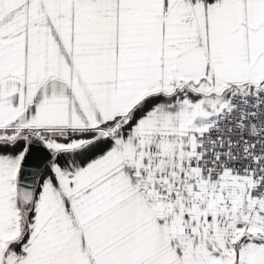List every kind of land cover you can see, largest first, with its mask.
Segmentation results:
<instances>
[{"label": "snow or ice", "instance_id": "snow-or-ice-1", "mask_svg": "<svg viewBox=\"0 0 264 264\" xmlns=\"http://www.w3.org/2000/svg\"><path fill=\"white\" fill-rule=\"evenodd\" d=\"M0 264H264V0H0Z\"/></svg>", "mask_w": 264, "mask_h": 264}, {"label": "water", "instance_id": "water-1", "mask_svg": "<svg viewBox=\"0 0 264 264\" xmlns=\"http://www.w3.org/2000/svg\"><path fill=\"white\" fill-rule=\"evenodd\" d=\"M50 157V153L43 148L42 145H34L31 149V155L28 158V164L26 165V178L32 179V173L38 172L41 164L47 161Z\"/></svg>", "mask_w": 264, "mask_h": 264}, {"label": "crops", "instance_id": "crops-1", "mask_svg": "<svg viewBox=\"0 0 264 264\" xmlns=\"http://www.w3.org/2000/svg\"><path fill=\"white\" fill-rule=\"evenodd\" d=\"M23 145L20 144V145H17V148L16 149H13L12 151H17L19 148H21ZM49 160V159H48ZM48 160L43 162L39 168V170H46L47 169V166H48ZM39 170L37 172V178H39Z\"/></svg>", "mask_w": 264, "mask_h": 264}]
</instances>
